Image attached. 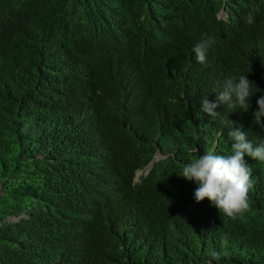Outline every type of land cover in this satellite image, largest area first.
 <instances>
[{"label":"trees","instance_id":"trees-1","mask_svg":"<svg viewBox=\"0 0 264 264\" xmlns=\"http://www.w3.org/2000/svg\"><path fill=\"white\" fill-rule=\"evenodd\" d=\"M229 74L248 111L200 112ZM260 95L264 0H0V264H264V163L234 217L178 176Z\"/></svg>","mask_w":264,"mask_h":264},{"label":"clouds","instance_id":"clouds-1","mask_svg":"<svg viewBox=\"0 0 264 264\" xmlns=\"http://www.w3.org/2000/svg\"><path fill=\"white\" fill-rule=\"evenodd\" d=\"M251 13L247 16L246 23H253ZM215 44L211 37L200 40L192 49L195 60L205 64L209 49ZM253 82L246 75L237 77L234 74L223 81L222 91L215 92L216 100L209 101L207 97L201 100L200 112L210 117L220 113L215 110L223 105L227 109L248 111L250 98L255 94L252 91ZM257 110L253 112L254 124L264 129V95L256 101ZM243 126L228 119V137L232 141L230 154H217L214 150H206L202 155H197L193 160L182 166V173L178 175L188 182H194L197 187L194 191L196 203L203 202L206 198L210 203L228 217H234L249 209V190L256 184L253 169L245 157L264 163V139H259L254 144L242 130ZM195 151V150H194ZM211 259L204 264H213L219 261L220 254L210 252Z\"/></svg>","mask_w":264,"mask_h":264},{"label":"rangeland","instance_id":"rangeland-1","mask_svg":"<svg viewBox=\"0 0 264 264\" xmlns=\"http://www.w3.org/2000/svg\"><path fill=\"white\" fill-rule=\"evenodd\" d=\"M139 174V173H138ZM12 219V218H11Z\"/></svg>","mask_w":264,"mask_h":264}]
</instances>
